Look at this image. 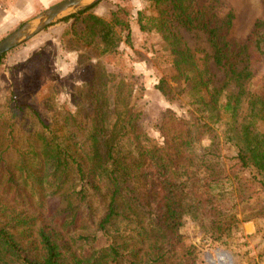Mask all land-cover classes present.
I'll list each match as a JSON object with an SVG mask.
<instances>
[{
    "label": "trees",
    "instance_id": "1",
    "mask_svg": "<svg viewBox=\"0 0 264 264\" xmlns=\"http://www.w3.org/2000/svg\"><path fill=\"white\" fill-rule=\"evenodd\" d=\"M195 1L152 0L157 13L137 12L139 29L158 30L170 50L172 80L178 94L189 98L186 113L164 111L156 124L159 136H150L139 123L140 113L127 101L132 83L104 69L98 79L91 65L87 85L93 92V112L74 125L83 133L68 129L43 137L33 163L21 159L16 168H2L7 187L15 198H27L26 203L25 186L34 193L38 187L51 188V197L66 183L69 189L63 206L55 196L47 207L49 224L36 233L39 248L24 243L27 233L22 228L29 221L19 214L0 223V264H169L171 258L176 260L171 264H194L193 245L183 244L179 234L184 216L207 224L211 238L219 240L238 222L232 211L238 210L247 184L239 174L249 173L251 185L259 183L264 189V85L251 87L250 68L252 62L264 63V19L255 20L252 33L239 41L230 37L232 11L220 16L210 5ZM93 5L63 20L72 19L75 41L115 60L121 43L132 46L130 8L117 5L98 15ZM77 22L84 26L80 31ZM178 27L205 35L211 59L224 72L218 85L198 66ZM95 85L99 90H93ZM154 87L165 97L172 90L164 78ZM70 125L66 116L63 126ZM204 136L211 142L201 146ZM220 143L235 150L229 165L220 157ZM87 187L107 199L95 222L96 231L107 237L101 246L89 232L93 219L88 224L80 211Z\"/></svg>",
    "mask_w": 264,
    "mask_h": 264
},
{
    "label": "rangeland",
    "instance_id": "2",
    "mask_svg": "<svg viewBox=\"0 0 264 264\" xmlns=\"http://www.w3.org/2000/svg\"><path fill=\"white\" fill-rule=\"evenodd\" d=\"M59 1L61 0H0V40L26 20ZM195 2L199 6L210 5L220 16L232 11L230 37L239 41L252 33L255 20L264 19V0ZM117 5H127L130 8L132 46L121 43L120 55L115 60L109 61L99 53V49L75 41L71 32L72 19L64 21L66 16L56 19L44 30L1 56L0 223L10 214H19L26 222L29 221V226L24 225L27 228H22L27 233L25 244L32 242L34 247L39 248L36 233L41 226L49 224L45 216L47 207L56 201L55 196L57 201L61 200V206L65 204L69 183L54 197L50 196L51 188L38 187L34 193L25 186L29 200L26 203L27 198H15L7 187L2 168L5 164L16 168L21 159L33 163L43 137L60 132L65 134L68 129L77 134L83 133L84 130H79L74 125L82 116L93 112L90 101L93 99V92H90L92 88L87 85L93 75L91 65L96 66L98 79L101 69H104L108 73H120L125 81L132 83L131 95L127 97V101L134 104L135 110L140 113V125L154 138L159 136L156 124L164 111L180 115L185 114L189 108L188 96L178 94L179 86L172 80L174 70L170 50L159 31H141L138 27L139 10L147 15L157 13L152 0H99L92 10L98 15H105ZM83 27L80 22L75 24L79 31ZM176 31L193 52L198 66L207 69L212 84L218 85L224 78V72L211 59L205 35L199 30L180 27ZM250 68L253 73L251 87L260 89L264 85V63L252 62ZM160 78H164L172 87L168 97L154 87ZM93 90H99L98 85ZM38 116L46 127L39 122ZM66 116L71 120L69 127L63 126ZM210 142V138L204 136L200 145L206 146ZM219 150L220 157L229 165L231 162L227 160L234 154V148L230 144L220 143ZM239 176L247 184L246 187L243 186L244 194H241L242 200L238 201V210L232 211L238 222L221 239L211 238L207 224L184 216L179 234L183 244L193 245L191 250L196 255L194 264H264V189L259 183L251 185L249 173H240ZM86 191V199L81 203L80 211L88 224L89 219H93L89 232L96 234L95 245L101 246L107 242V237L102 231H96L95 222L103 215L107 199L89 187ZM250 216L252 218L248 222H253L255 228L248 234L244 232L242 225L246 223L243 219ZM219 253H225L229 257L228 261H222ZM174 261L176 260L171 258L169 264Z\"/></svg>",
    "mask_w": 264,
    "mask_h": 264
},
{
    "label": "water",
    "instance_id": "3",
    "mask_svg": "<svg viewBox=\"0 0 264 264\" xmlns=\"http://www.w3.org/2000/svg\"><path fill=\"white\" fill-rule=\"evenodd\" d=\"M99 0H61L26 20L0 40V57L10 49L32 38L56 19L75 13Z\"/></svg>",
    "mask_w": 264,
    "mask_h": 264
},
{
    "label": "crops",
    "instance_id": "4",
    "mask_svg": "<svg viewBox=\"0 0 264 264\" xmlns=\"http://www.w3.org/2000/svg\"><path fill=\"white\" fill-rule=\"evenodd\" d=\"M255 224L253 222H246L242 225V229L245 233H252L254 231Z\"/></svg>",
    "mask_w": 264,
    "mask_h": 264
},
{
    "label": "bare ground",
    "instance_id": "5",
    "mask_svg": "<svg viewBox=\"0 0 264 264\" xmlns=\"http://www.w3.org/2000/svg\"><path fill=\"white\" fill-rule=\"evenodd\" d=\"M225 254V253H224ZM222 253H219V258L222 259V261H224V259H226L225 261H228V256L224 255ZM228 257V258H227ZM216 262V261H215Z\"/></svg>",
    "mask_w": 264,
    "mask_h": 264
}]
</instances>
